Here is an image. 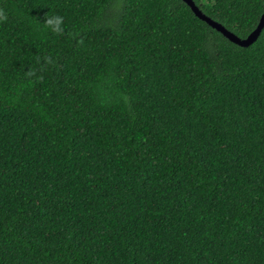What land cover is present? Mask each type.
Segmentation results:
<instances>
[{
    "label": "trees",
    "instance_id": "1",
    "mask_svg": "<svg viewBox=\"0 0 264 264\" xmlns=\"http://www.w3.org/2000/svg\"><path fill=\"white\" fill-rule=\"evenodd\" d=\"M194 1L242 38L264 13ZM0 17V264H264V29L240 47L182 0Z\"/></svg>",
    "mask_w": 264,
    "mask_h": 264
},
{
    "label": "water",
    "instance_id": "2",
    "mask_svg": "<svg viewBox=\"0 0 264 264\" xmlns=\"http://www.w3.org/2000/svg\"><path fill=\"white\" fill-rule=\"evenodd\" d=\"M192 11L193 13L202 21L206 22L210 27L214 28L216 31L221 33L225 38H227L230 42L240 46V47H249L253 43L257 41L259 36L264 29V13L262 14L260 21L256 28L247 36V37H239L232 31L228 30L221 23L213 20L211 17L207 16L195 3L194 0H182Z\"/></svg>",
    "mask_w": 264,
    "mask_h": 264
},
{
    "label": "clouds",
    "instance_id": "3",
    "mask_svg": "<svg viewBox=\"0 0 264 264\" xmlns=\"http://www.w3.org/2000/svg\"><path fill=\"white\" fill-rule=\"evenodd\" d=\"M43 27L52 33L59 34L64 30L63 17L55 14L49 15L44 21Z\"/></svg>",
    "mask_w": 264,
    "mask_h": 264
}]
</instances>
